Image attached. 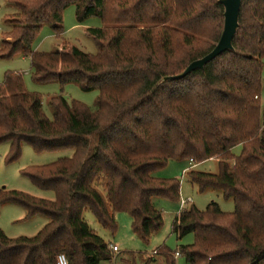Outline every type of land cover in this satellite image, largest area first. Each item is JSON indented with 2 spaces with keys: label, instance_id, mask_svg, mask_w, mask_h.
I'll return each instance as SVG.
<instances>
[{
  "label": "trees",
  "instance_id": "obj_1",
  "mask_svg": "<svg viewBox=\"0 0 264 264\" xmlns=\"http://www.w3.org/2000/svg\"><path fill=\"white\" fill-rule=\"evenodd\" d=\"M17 13L5 19L0 59L29 57L34 83L77 84L98 91L96 109L63 96L50 99L53 119L42 96L30 93L19 73H6L0 85V145L10 144L8 164L22 145L37 154L72 150L71 158L28 167L22 174L54 201L0 190V204L26 210L25 220L49 222L33 238L11 239L0 230V264H112L110 243L91 229L84 214L117 231L116 215L132 218L133 234L143 241L160 233L163 214L154 199L178 203L181 182L156 178L170 162L194 165L217 160V175L190 171L200 192L220 191L234 201L233 213L212 202L205 211L184 207L172 234L193 243L176 251L157 250L163 264H264V124L262 70L264 0H243L233 50L204 70L179 81L194 61L209 54L224 28L220 0H8ZM74 6L79 23L90 17L101 28L87 34L98 54L67 45L61 51L33 50L39 31L64 33L65 11ZM241 147L239 155L234 149ZM154 257V256H153Z\"/></svg>",
  "mask_w": 264,
  "mask_h": 264
},
{
  "label": "rangeland",
  "instance_id": "obj_2",
  "mask_svg": "<svg viewBox=\"0 0 264 264\" xmlns=\"http://www.w3.org/2000/svg\"><path fill=\"white\" fill-rule=\"evenodd\" d=\"M17 13L14 6L8 0H0V45L4 31H10L4 25L5 19ZM102 21L97 17H90L79 23L76 18L74 6L68 8L64 13L63 27L64 33L57 36L50 26L41 28L38 39L33 45V50L41 53H53L61 51L65 45L77 48L81 52L96 55L99 52L93 38L87 34L91 28H101ZM6 73H19L23 77L25 87L30 93H38L42 96L43 111L49 120L53 119V109L50 107V99L55 96H63L68 101H77L90 109H96V102L99 97L98 91L86 92L77 84H68L64 87L58 83L48 85H38L33 82L31 76V61L29 57L16 55L12 59H0V85L5 80ZM262 106V123L264 124V59L262 70V91L260 96ZM10 144L0 145V190L18 191L32 197L54 201L55 195L52 191H46L35 187L31 181L24 177L22 172L28 167L45 166L57 162L60 159L71 158L74 154L72 150L45 152L37 154L27 145H22L20 159L13 163L6 162ZM241 147L234 149L233 153L239 155ZM197 171L217 175L219 173V163L217 160H209L195 167L189 162H170L165 168L154 173L156 178H176L181 182V200L173 203L167 200L154 199V205L162 211L164 227L162 231L152 236L148 241H143L135 236L132 231V218L127 213L116 215L117 231L112 233L100 227L95 217L87 212L84 219L89 227L103 238L107 243L117 245L120 255L116 264H163L161 256H151L155 250L166 246L171 251H176L179 246L193 243V236L190 235L178 241L172 234V224L175 217L184 207L194 205L200 211H205L212 202L219 204L224 213H233L235 210L234 201L225 199L220 191L208 189L200 192L198 187L193 185L190 178V171ZM182 202L186 203L185 206ZM27 212L25 209L15 204H0V230L11 238L35 237L49 222L45 216H37L31 220H25ZM101 264H111L102 262ZM176 264H187L183 256L176 258Z\"/></svg>",
  "mask_w": 264,
  "mask_h": 264
},
{
  "label": "water",
  "instance_id": "obj_3",
  "mask_svg": "<svg viewBox=\"0 0 264 264\" xmlns=\"http://www.w3.org/2000/svg\"><path fill=\"white\" fill-rule=\"evenodd\" d=\"M242 1L243 0H220V4L224 7V28L219 42L205 57L192 62L183 73L167 78V80H182L193 72L204 70L210 62L222 54L233 50V40L239 28Z\"/></svg>",
  "mask_w": 264,
  "mask_h": 264
},
{
  "label": "built area",
  "instance_id": "obj_4",
  "mask_svg": "<svg viewBox=\"0 0 264 264\" xmlns=\"http://www.w3.org/2000/svg\"><path fill=\"white\" fill-rule=\"evenodd\" d=\"M182 205L185 206L186 203L182 202ZM110 251H111V252L113 253V255H114L113 260H112V264H116L117 259H118L119 255H120V249H119V247H118L117 245H113V244H111V245H110ZM150 255H151V256H156V255H157V252L154 251V252H152ZM179 257H180L179 253H176V254L174 255V258H175V259H176V258H179ZM56 264H69V263H68V260H67V258H66L65 255H58L57 258H56Z\"/></svg>",
  "mask_w": 264,
  "mask_h": 264
},
{
  "label": "crops",
  "instance_id": "obj_5",
  "mask_svg": "<svg viewBox=\"0 0 264 264\" xmlns=\"http://www.w3.org/2000/svg\"><path fill=\"white\" fill-rule=\"evenodd\" d=\"M7 31V30H6ZM5 32V31H4ZM191 165H192V167H195V166H197V165H194L193 163H190Z\"/></svg>",
  "mask_w": 264,
  "mask_h": 264
}]
</instances>
